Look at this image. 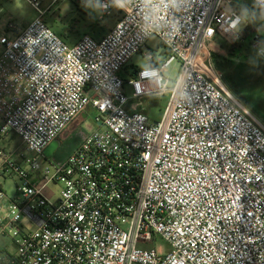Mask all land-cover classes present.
Returning <instances> with one entry per match:
<instances>
[{"label": "built area", "instance_id": "obj_1", "mask_svg": "<svg viewBox=\"0 0 264 264\" xmlns=\"http://www.w3.org/2000/svg\"><path fill=\"white\" fill-rule=\"evenodd\" d=\"M26 1L36 17L0 33V136L15 132L36 156L23 167L0 148L20 179L15 196L0 190V264H264V122L209 51L217 34L240 36L234 0L167 13L172 30L151 36L169 54H145L160 83L140 81L141 68L123 77L151 37L136 11L68 43L44 20L45 0ZM167 92L157 120L131 101ZM88 107L96 128L46 156Z\"/></svg>", "mask_w": 264, "mask_h": 264}, {"label": "rangeland", "instance_id": "obj_2", "mask_svg": "<svg viewBox=\"0 0 264 264\" xmlns=\"http://www.w3.org/2000/svg\"><path fill=\"white\" fill-rule=\"evenodd\" d=\"M48 1L49 0H46L43 5L46 6ZM251 3L252 0H234L231 7L240 12L242 6L246 4L251 6ZM4 4L5 7L11 8V13L13 15L12 21L16 25L28 24L37 14V11L26 0L4 1ZM46 13L47 14L44 17L46 23L57 32L63 31L65 34L63 38L68 43L75 42L83 33H90L97 38L100 37L106 33L121 16V10L113 8L111 14L90 13L82 4L78 6L73 0H59L52 5ZM238 33L240 36L236 40L231 39L227 35L219 34L217 40L214 39L209 46V51L212 56L214 54L227 55L226 41L234 43L235 50L233 53H236V55L231 56L233 59L231 69V73H233V76L231 75L232 79L234 80L235 86L244 96L247 97V100L252 105L255 106L257 103L259 104V109L263 115L262 119L264 121V24H241L238 26ZM163 50L164 47L162 46L160 39L157 36H151L146 41L142 50L135 54L129 61L128 66L123 72L124 75L128 78H133L134 71L140 69L139 65L141 63L150 64L145 56L146 53L154 52L157 58L166 57ZM178 67L179 63L175 61L167 68L164 74L174 80L178 72ZM172 83L173 82L171 81V84ZM131 92V87L127 85L126 93L131 96ZM256 94L257 98L255 97ZM168 98L169 92L164 96H148L143 99L131 97V101H142L143 103L141 105L144 108V111L152 120H157L161 117ZM243 102L247 108L253 112L248 104L245 101ZM254 114L256 115V113ZM94 116V111H92L91 107H88L86 111L80 115L78 119L80 122H75L69 128L70 130L73 128L72 131L66 130L63 133L62 136L66 138L65 140L61 139L60 145L62 146L64 143L74 145L79 135H82L85 132H91L95 129L97 124L94 120ZM256 116L258 117V115ZM13 138H15V150L13 153L16 157L20 158L21 154L29 158H34L36 156L35 152L26 148L19 137H15L14 135ZM20 164L22 166L27 165L24 160H21ZM11 174L13 177L7 175V177L3 178L0 176V180L4 182L5 191L10 195L15 196L16 184L20 179L17 174ZM59 189L60 187L58 184L56 185L52 183L44 189V192L48 194L51 199H55Z\"/></svg>", "mask_w": 264, "mask_h": 264}, {"label": "clouds", "instance_id": "obj_3", "mask_svg": "<svg viewBox=\"0 0 264 264\" xmlns=\"http://www.w3.org/2000/svg\"><path fill=\"white\" fill-rule=\"evenodd\" d=\"M185 0H83V6L90 13L102 14L109 8L124 11H136L142 21L140 30L145 36H151L158 31L172 30V25L166 22L168 12H175L184 7ZM264 24V0H252L251 6L244 5L237 26L241 24ZM140 81L160 83L161 76L158 68L141 63Z\"/></svg>", "mask_w": 264, "mask_h": 264}, {"label": "trees", "instance_id": "obj_4", "mask_svg": "<svg viewBox=\"0 0 264 264\" xmlns=\"http://www.w3.org/2000/svg\"><path fill=\"white\" fill-rule=\"evenodd\" d=\"M77 4V3H76ZM78 6L80 4H77ZM55 30V29H54ZM56 31V30H55ZM57 32V31H56ZM62 38L63 36H65V34L63 33V31L57 32ZM219 34H217L215 36V40H217ZM64 39V38H63ZM65 40V39H64ZM66 41V40H65ZM227 55H220V54H214L212 56L214 63L216 64V66L218 67V69L222 72L223 75V79L225 80L226 85L237 94V96L241 97V99L243 101H245L248 106L251 108V110L256 113V115H258V117L263 121L262 117V113L259 109V104L257 103V105H252L248 100L247 97L244 96L240 90L235 86L234 80L232 79L233 73H231V69H232V63H233V59H232V55H236V53H233L234 49V43L233 42H227ZM162 46L164 47L163 53L165 54V56H167L169 54V49L163 44L161 43ZM239 53V52H238ZM125 70V69H124ZM135 74V71L133 73V75ZM232 75V76H231ZM123 77L124 79L127 78V76L124 75L123 73ZM255 97L257 98V94L255 95ZM264 122V121H263Z\"/></svg>", "mask_w": 264, "mask_h": 264}, {"label": "crops", "instance_id": "obj_5", "mask_svg": "<svg viewBox=\"0 0 264 264\" xmlns=\"http://www.w3.org/2000/svg\"><path fill=\"white\" fill-rule=\"evenodd\" d=\"M51 0L48 1V3L50 2ZM46 2V0H45ZM51 6H48V4L46 6H44V9L47 10L49 8H51ZM0 14L4 17V21L0 24V33L5 31V22L6 20H12V13H11V8L9 7H5V4H4V1L0 0ZM47 13H45L44 17L46 16ZM37 15V14H36ZM35 15V17H36ZM32 20V19H31ZM25 25H16V29H20L22 27H24ZM8 34H12L14 33V31H7ZM2 51V46L0 45V53ZM15 135V137H19L18 134H16L15 132H12V131H9L8 133L4 134V135H1L0 136V148L4 149L5 152H8L13 158L14 160L20 164V161L23 160V155L21 154L20 155V158L16 157V155H14L13 151L15 150V146H14V139L13 138ZM20 138V137H19ZM21 139V138H20ZM54 152V151H53ZM44 154L46 156H49L45 153L44 151ZM51 155V154H50ZM2 166H3V160H2V157L0 156V176L5 178L7 177V175L9 177H13L11 176L12 174L10 172H7V171H4L2 169ZM23 167H28V165L26 166H23ZM0 190L4 191L5 193H7L4 189V182L2 180H0ZM8 194V193H7ZM9 196H12L10 194H8Z\"/></svg>", "mask_w": 264, "mask_h": 264}, {"label": "water", "instance_id": "obj_6", "mask_svg": "<svg viewBox=\"0 0 264 264\" xmlns=\"http://www.w3.org/2000/svg\"><path fill=\"white\" fill-rule=\"evenodd\" d=\"M58 144L54 141H52L46 148H45V153L47 155H50L53 153V151L57 148Z\"/></svg>", "mask_w": 264, "mask_h": 264}, {"label": "flooded vegetation", "instance_id": "obj_7", "mask_svg": "<svg viewBox=\"0 0 264 264\" xmlns=\"http://www.w3.org/2000/svg\"><path fill=\"white\" fill-rule=\"evenodd\" d=\"M54 142H56L58 144L57 148L60 147L61 145V139L60 138H56L55 140H53ZM56 148V149H57ZM56 149L54 151H56Z\"/></svg>", "mask_w": 264, "mask_h": 264}]
</instances>
